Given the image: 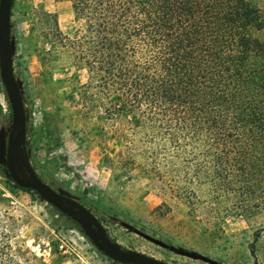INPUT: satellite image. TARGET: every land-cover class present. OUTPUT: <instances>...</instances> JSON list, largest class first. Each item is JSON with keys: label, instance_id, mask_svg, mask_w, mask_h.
I'll return each mask as SVG.
<instances>
[{"label": "trees", "instance_id": "trees-1", "mask_svg": "<svg viewBox=\"0 0 264 264\" xmlns=\"http://www.w3.org/2000/svg\"><path fill=\"white\" fill-rule=\"evenodd\" d=\"M70 1L81 24L73 36L55 14L43 10L36 19L60 48L56 55L70 53L87 71L76 87L85 115L98 110L105 121L121 122L111 136L116 140H149L150 155L133 167L164 191L209 184L222 197H235L233 212L251 218L264 210V6L258 0ZM20 221L0 214V264H46L21 238Z\"/></svg>", "mask_w": 264, "mask_h": 264}, {"label": "rangeland", "instance_id": "rangeland-1", "mask_svg": "<svg viewBox=\"0 0 264 264\" xmlns=\"http://www.w3.org/2000/svg\"><path fill=\"white\" fill-rule=\"evenodd\" d=\"M258 1L263 7L264 0ZM43 10L55 14L68 35L81 27L70 0L14 1L13 64L26 109V152L38 176L87 206L109 236L127 249L171 264H213L179 249L222 264H264V210H255L251 218L233 212L235 197H222L209 184H193L180 193L164 191L160 181L150 180L131 163L146 161L149 140H116L111 136L122 128L121 122L105 121L98 110L85 115L76 87L85 82L87 71L76 67L70 53L56 55L60 48L46 24L36 19ZM45 51L51 52V60L44 65ZM10 108L0 75V214L9 212L21 219V238L46 264H123L100 251L77 222L38 193L12 185L6 166ZM103 128L109 134L106 138ZM17 166L29 178L23 153ZM179 179L165 178L173 183Z\"/></svg>", "mask_w": 264, "mask_h": 264}, {"label": "water", "instance_id": "water-1", "mask_svg": "<svg viewBox=\"0 0 264 264\" xmlns=\"http://www.w3.org/2000/svg\"><path fill=\"white\" fill-rule=\"evenodd\" d=\"M14 1L0 0V75L12 111V127L6 148V166L10 178L19 186L36 191L56 209L72 218L82 227L97 248L113 260L123 264H171L151 255L124 248L118 244L109 236L87 206L68 195L58 192L42 180L30 163L26 152L27 116L25 103L13 64L11 17ZM19 153L24 154L29 178L22 176L18 170ZM135 231L159 245L168 247V244L163 240L138 229H135ZM178 251L185 255L205 259L213 264H222L198 253L180 249Z\"/></svg>", "mask_w": 264, "mask_h": 264}, {"label": "built area", "instance_id": "built-area-1", "mask_svg": "<svg viewBox=\"0 0 264 264\" xmlns=\"http://www.w3.org/2000/svg\"><path fill=\"white\" fill-rule=\"evenodd\" d=\"M60 246H61V247H63V246H64V244H61Z\"/></svg>", "mask_w": 264, "mask_h": 264}]
</instances>
